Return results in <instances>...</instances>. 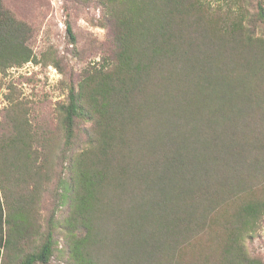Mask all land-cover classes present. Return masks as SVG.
<instances>
[{"label": "trees", "instance_id": "obj_1", "mask_svg": "<svg viewBox=\"0 0 264 264\" xmlns=\"http://www.w3.org/2000/svg\"><path fill=\"white\" fill-rule=\"evenodd\" d=\"M201 1H100L113 56L87 69L61 106L66 147L86 143L64 154L68 250L57 255L68 254V264H264L247 249L264 219V38L251 31L263 30L264 0H224L240 11L227 26L205 20L214 39L186 29L191 12L206 16ZM33 32L0 0L1 72L39 61ZM221 40L238 53H199ZM19 126L0 136L1 162L12 151L32 157L35 137ZM137 139L150 150L139 152ZM6 204L0 196V261L10 245L22 252L28 234L29 217L5 213ZM56 229L49 224L20 264L50 263ZM203 237L213 251L189 256Z\"/></svg>", "mask_w": 264, "mask_h": 264}, {"label": "rangeland", "instance_id": "obj_2", "mask_svg": "<svg viewBox=\"0 0 264 264\" xmlns=\"http://www.w3.org/2000/svg\"><path fill=\"white\" fill-rule=\"evenodd\" d=\"M100 1L5 0L10 10L34 28L31 46L39 61H29L0 71V136L3 132L16 133L20 124L19 128L23 127V132L27 128L35 137L27 151L32 154L30 159L24 156L19 161L26 151L23 154L12 151L10 163L0 161V196L8 202L5 213L16 209L29 217L25 228L28 234L22 241L19 240L23 246L22 252L16 253L17 250L10 245L3 249L0 264H20L24 253L38 249L44 242L51 223L57 224L55 237L58 250L48 264H68V254L57 255L68 250L66 233L70 206L69 201L62 197V180L68 178L71 172L64 154L74 153L75 156L86 143L82 142V137L72 149L66 147L61 106L68 102L70 88L78 85L87 69L101 65L104 56H113L112 25L110 22L102 25L107 13ZM201 2L206 6V16H197L198 13L194 11L186 16L189 23L186 29L191 34H199V38H204V30L212 39L215 38L211 26L205 20L212 22L213 19V23L218 26H227L236 20L240 11L238 5L224 0ZM67 21L71 22L76 34L75 45L69 39ZM262 28L252 26L251 31L264 38ZM191 39L192 44L198 43L194 37ZM237 48L221 40L209 46L201 45L199 53L212 56L223 53L225 57V54L238 53ZM255 49L250 46L243 48L248 53ZM86 124L88 126L89 122L81 127L84 128ZM81 127L78 132H82ZM136 142V146L140 147L139 152L150 150L144 140L137 139ZM130 153L135 156L132 149ZM199 241L197 248H189V256L198 257L213 251L208 244L210 240L203 237ZM247 249L252 256L264 260V219L254 238L247 241Z\"/></svg>", "mask_w": 264, "mask_h": 264}]
</instances>
